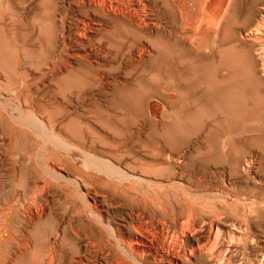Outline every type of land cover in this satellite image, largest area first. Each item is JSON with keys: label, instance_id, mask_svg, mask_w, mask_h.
I'll return each mask as SVG.
<instances>
[{"label": "rangeland", "instance_id": "rangeland-1", "mask_svg": "<svg viewBox=\"0 0 264 264\" xmlns=\"http://www.w3.org/2000/svg\"><path fill=\"white\" fill-rule=\"evenodd\" d=\"M69 1L70 3L72 2L71 6L70 4L68 5ZM85 1L88 2L87 0H84V2ZM115 1L117 0H112L113 3ZM73 2L74 0H68V1L67 0H60V1L59 0H55V1L54 0H0V83L3 81V85L2 83L0 84L1 85L0 86V134L1 135L3 134L2 136L0 135L1 137L0 138V143H1L0 144V172L2 173L0 174V177L1 176L4 177V178L3 177L0 178V201H1L0 202V216H1L0 225L2 224V226L0 227V236L3 235L4 232L8 230V228H6V226L8 225H9L8 227L10 230L9 233L11 232L10 235H12L11 240L6 244V246L4 245L2 246L1 253H0V264H7V263L8 264L10 263L11 264H31L32 262H34L35 264H42L41 245L47 241L53 242L57 240L58 239L57 234L60 233L62 227L64 226V221H67V219L69 218L70 219L72 218L73 228L74 230L78 229L79 230L78 232L81 236H79L80 239L74 238L73 242H71L72 240H68V239L64 240L63 242H61L62 247L64 248L66 247V250H67L66 252L69 253V255L74 256V258H77L78 256L82 258L84 261H88L87 259H89L88 262L95 261L93 262L94 264H101L100 260L103 263L101 257H106L107 252H108L107 258L112 259L114 258V256L116 257L117 247L115 243V237L118 234V232H115L116 228L119 226V224L123 223L122 221L124 218H127V216H129L131 212L138 210V209L139 210L142 209L141 211L145 212L146 215L154 219L152 220L153 223L155 224L154 227H156V222L159 220L158 218L161 217V219H164L165 215L166 217L168 216L166 212H168L171 215H174L176 213L177 217L180 216L179 218L177 217L175 218L176 223L179 224V222L183 220L184 221V223L182 221V224L184 225L183 230H185V232L183 233L184 235L183 234L178 235V238H179L178 241L182 242L186 248H189L191 245L195 246L197 244L200 246L207 245L209 249L212 248L211 253L213 255L211 256L212 259L210 258V261H205V260L203 261V259L201 258L194 257V258H191L190 264H193L194 262H195L194 264H215L216 262H218L219 264H230V263L238 264L239 262H240L239 264H241L242 262H243L242 264H250V263L257 264L258 260L256 261V259L258 258L260 260V258L264 254V155H263L264 154V133H263L264 132V125H263L264 124V113H261V114L251 113V112L248 113L247 111H244V110L235 111L230 108V102L228 99L230 97H231L230 99H233L235 97L239 105L249 104L252 102L254 98L257 97L256 91L261 88L259 81L257 79L251 80L248 78L249 71L246 69L245 64H244V60L246 59V56L244 55V52L242 49H244V47H247L251 50L252 56L254 57L255 55L254 60H255L256 69H257L259 67L260 61L255 54L256 53L255 50L256 48L260 47V45L262 44L264 45V40H261L258 43V40L252 37L250 40L249 38L250 35L248 36L245 34L248 33L249 29H251L255 25L254 23H256V21L260 18L259 10L264 0H254V2L253 0H214V1L213 0H156V1L155 0L154 1L153 0H149V1L132 0V3L137 7H138V4H137L138 2L142 3L144 7H146V4L149 2L151 7H149L150 5L147 4L148 8H144V11L141 13H144V14L146 13V15L147 14L151 15V16L147 15L149 18L146 16L148 21H150V30L153 33H156L165 28V32H166L165 40H162L161 38H158V37H153L150 40L156 47H158V50H160L161 57L160 58H154L153 56L151 57L152 55L151 53H154L151 51L149 56L148 54H146L145 57L143 55V58L141 60L137 59V61L133 65H130L129 63H127L128 61L125 57L119 59L117 61L118 63L115 62L113 64L111 63L110 58L107 59L105 57L106 51L109 48L111 49H114V48L108 46L107 41L105 39H99V33L102 30H99V29L97 31L95 30L92 32L93 34L91 32H87L85 38L82 39V41L85 42V45H81L80 43H75L79 41L78 39L79 37L77 35L78 31L75 32L76 31L75 26L79 25L80 20L82 19L87 20V18L77 13V7H75L76 4L75 2L74 3ZM213 2H215L214 3L215 5H213ZM152 5H153V9H152ZM176 5H178L179 7ZM248 5L252 9H254L255 14L253 16L248 14L249 8H250ZM242 6H244V8ZM62 8L63 9L65 8L64 11ZM234 8H236L237 10ZM56 9H58V11H56ZM178 9L179 11H177ZM160 10H161V14H160ZM72 11H76L78 15H76V13ZM237 11H239V13ZM165 13L167 16L165 15ZM169 13L171 14L169 15ZM62 15H63V19H61ZM73 15L74 17H72ZM75 16H77L76 20H75ZM168 16H171L169 17L170 19L168 18ZM239 16H240V19L238 20ZM199 17H200V20H199ZM58 20L59 21L61 20V22H59ZM67 20H70V21H67ZM66 21L68 22L67 24H66ZM194 21H197V23ZM155 23L158 26H156ZM158 23H160V25ZM4 24L6 25L5 27H4ZM8 24L9 26H7ZM193 24L195 27L193 26ZM63 25L66 26V28L63 27ZM155 26L158 28L161 27L159 28L160 30L157 29ZM232 27L236 29H233ZM66 29L69 30L72 34H70V32H68ZM177 29L178 30L181 29V31L180 30L178 31ZM240 29H243V31ZM65 30L66 32L64 33ZM183 30L184 32H182ZM204 30H205V33H204ZM94 32H97V33H94ZM170 32H172V34L173 33L175 34L172 35L170 34ZM181 32L183 34H181ZM75 33L77 34L75 35ZM95 34L97 35V37ZM228 34L230 38L228 37ZM232 34H235V35L232 36ZM170 35H171V38H170ZM246 36L249 39L248 40L249 42L246 40ZM86 37L87 39L89 37L90 38L86 40ZM92 37H94V39ZM70 38H73V39H70ZM241 38L244 40H241ZM262 38L264 39V37ZM180 39H182L181 43L179 42ZM90 40L92 41L90 42ZM61 41L62 42L64 41V42L62 43ZM65 42H67V44L68 43H71V44L67 45ZM94 43L97 45H95ZM250 43L251 45H249ZM65 46L67 47V50L65 49L66 48ZM208 47H209V50H208ZM223 47H228V49L231 48L230 50L226 51L227 60L234 74V78L230 86L231 87L230 94L222 95L221 97L218 94H217V97L216 96L212 97L208 95L202 98L200 96V94H202L201 92L203 91L210 92L212 90L211 92L214 91L215 93V90L217 89V81L215 77L216 76L215 66H216V62H218L219 60V52ZM69 49H72V50H69ZM73 50H75L74 51L75 53L73 52ZM68 51L70 52L72 51V52L69 53ZM65 54H68V55L65 56ZM70 54H73V55H70ZM93 54L95 57H93ZM200 54L201 55L204 54V55L201 56ZM85 55L86 56L89 55L92 58L89 57L87 61V58H85L86 57ZM68 56L71 58H69ZM78 56L79 58H77ZM64 58H66V60ZM68 58H69V61H68ZM80 59L84 62L80 61ZM58 61H60V63H58ZM61 61L63 63H61ZM109 61H110V64H109ZM120 64H121V67H120ZM61 65L63 66V69L61 68ZM101 65L103 66V68ZM176 65L177 67H180L181 69L179 70L178 68H176ZM55 66H56V70H55ZM67 66L70 68L67 69ZM205 66H206V69H205ZM57 68L61 69L60 73L57 72L59 71ZM88 68L91 69V72L89 73L86 72V69ZM193 68L194 69L196 68V70H194ZM201 68H203V70ZM184 70L186 71L184 72ZM173 71L174 72L176 71L177 73L175 72L174 74ZM49 72L51 76L49 75ZM117 72H118V75H120V77L116 74ZM43 73L45 75H43ZM100 73L105 74V75H102ZM36 74L38 77L36 76ZM53 74L54 75L57 74V75L54 76ZM133 74L135 75V77ZM172 74H173V77H170L172 76ZM96 75L97 76L99 75L98 76L99 79L102 78L103 76V79H100V82H98L99 79ZM257 75L259 76V74ZM113 77L114 78L116 77L115 80ZM166 77L170 79L168 80ZM107 78H109L110 80ZM204 78L207 80H205ZM18 80H21V81H18ZM16 81L19 83H17ZM44 81H45V84H44ZM129 81H131L132 84H130ZM168 81L170 82L168 83ZM31 86H33V88H31ZM87 89H88V92H87L88 94L82 93L84 90H87ZM198 91H201V92H198ZM195 93H198V95ZM174 94H176L177 96ZM146 95L148 96L150 95L149 96L150 98ZM103 96L105 98H103ZM143 96L144 97L146 96L145 100ZM26 97H28V99H24ZM98 97H100L101 99ZM183 97L184 99H182ZM86 98L87 99L89 98V100H86ZM23 99L25 101H23ZM104 99L105 100L107 99L106 101L109 104L105 102ZM140 99L143 100V101L141 100L142 104L140 102ZM91 100H92V103L94 104L90 103ZM104 102L107 104L104 105L103 104ZM156 102L159 104H157ZM153 103L159 106L157 107L156 105V107H154L155 105ZM177 103L179 104V108H178ZM214 103L215 105H213ZM34 106H36L37 108ZM152 106L154 107V109L151 108ZM107 107H110L111 111H113L115 114L113 112H109L110 109L109 108L107 109ZM177 108L180 110H177ZM32 109H34L35 112L32 111ZM22 110L29 114L30 119H32L34 124L30 122L26 123V121H20L19 119H17L16 114L20 113V111ZM154 110L156 112H154ZM174 110L176 112L178 111L177 113L175 112L178 116L174 114ZM67 111L69 112V114H66L68 113ZM151 112L154 115H152ZM32 115L33 117L31 118ZM258 116L260 119L258 118ZM34 118L35 120L37 119L38 122L35 121ZM215 118L216 119L218 118L217 119L218 121ZM21 123L23 124L25 123L27 125L24 127L25 124L20 125ZM34 127H36L35 131H34ZM30 128L33 129L32 133L30 132L32 131ZM214 128H218V130ZM24 129H27V130L24 131ZM49 131H52L51 132L52 134L49 133ZM13 132H16L17 134ZM56 132L58 136H56ZM260 132L261 134H259ZM84 133L86 134V136ZM254 133L255 134L257 133V135H255ZM47 134H48V137L50 136H53V137L52 138L50 137L51 138L50 139L48 137L43 136V135L47 136ZM220 134L221 136H219ZM62 135L66 139H64ZM27 136L30 138H28ZM203 136H205V138ZM40 137L44 138L43 142L41 140L42 138ZM35 138H37L38 140ZM157 138H159V140ZM19 139H21V141ZM10 140L14 142L11 143ZM47 140L49 141L50 144L48 143ZM126 141H128L129 144L127 143V145L129 146H125ZM69 142H71L72 144ZM177 142L179 144H177ZM36 143H39V144H36ZM32 145L34 146V148ZM204 145L208 147H204ZM27 146H29L28 149H27ZM74 146L76 149H74ZM182 147L184 150L181 149ZM56 148L58 150L55 151ZM80 148L82 151L78 152ZM117 148H119V150ZM174 148H176L180 152L176 151V149ZM71 149L75 151H72ZM31 150H32V153H31ZM22 151L25 153L23 154ZM27 151L29 152V154H27L28 153ZM90 151L92 154L90 153ZM19 152L22 153L23 155V156L21 155L22 157L21 156L19 157L20 155ZM112 152H114V154ZM117 152H118V155H117ZM54 153H56V155H54ZM64 153L66 154V157H69V154H71L70 156L72 158L64 157L65 156ZM85 153L92 155V157L95 155V157H93L94 159H99L105 162L109 160L107 163L111 164V167L107 169V168H102L101 166H98V165H93V166L90 165L89 167H87V170H88L87 171L85 169L86 167L84 163ZM15 156H16V160H15ZM254 156L256 159V163L249 170H247L245 168V160L250 157H254ZM12 157L14 160H12ZM32 157H33V161L31 160ZM101 157H103V159ZM47 158H49L50 161ZM166 159H168L169 161ZM24 160H26L25 163H24ZM47 161L49 163H47ZM10 163L11 164L13 163L15 167L11 165ZM40 163H43V164L40 165ZM20 164H22L21 168L19 167ZM30 164L32 165L31 167H30ZM8 165L12 166L13 168L9 167ZM56 165L59 166L61 169L59 167H56ZM80 165L82 166L80 167ZM23 166L24 168H22ZM52 166H55V167H52ZM117 166L121 168L119 169ZM44 167H47V168H44ZM54 168L57 171H55ZM28 169H29L28 172L30 173L29 175H31L30 179L28 177L29 175H27ZM63 169H66L67 171L69 170L68 171L69 173ZM98 169L100 170L96 172V170ZM84 170H86L87 172ZM30 171L33 173H31ZM50 172L51 174H49ZM91 172L92 173L96 172V173L92 174ZM108 172L110 173L108 174ZM4 173L5 174L7 173L6 174L7 176H5ZM42 173L46 174V178H44L45 175L43 176ZM56 173L61 175L63 179L62 178L58 179L55 175ZM114 173H117V174H114ZM49 175H50V179H49ZM8 176H10V178H8ZM84 176L85 178H83ZM78 178L79 180L83 179L82 181L85 180L86 182V187L81 188V190L82 192H86L87 194L86 199L87 198L89 199V200L87 199V201L94 205L95 210L98 211V209H101L100 210L101 215L102 216L104 215L103 216L104 218H107L108 220H110V224L113 227L112 230L111 228L109 229L106 227H100L99 223L98 224L96 223L97 221L93 222V219L95 220V218L90 217L84 220V223H86L87 228L89 230V232H87L88 235L84 236L83 228H81L78 225V222L76 221L78 219L77 218L78 214L76 213H78V211H80V209L83 208L84 198H82L83 196L81 193H79L78 188L76 191V186L74 184L73 186L75 187H71L73 183L72 181H78ZM108 178H111V179H108ZM38 179L40 180V183ZM63 180H64V183H62ZM48 181H50V183L53 184V186H51L48 183ZM52 181H57V182H55L56 183L55 184ZM10 182L11 184H9ZM58 183L61 185H59ZM8 184L10 187L7 186ZM54 184L56 186L55 188H54ZM65 184H67L66 187H65ZM3 187H4V190H3ZM41 187L42 189H44L45 193H43L44 192L43 190H42L43 192L39 191L41 190ZM67 191H69V194L73 192V194H71V197L70 195H68ZM74 191L78 193L76 194V192ZM32 192H35V194ZM1 193H2V196H1ZM3 193H5L4 194L5 197L7 196L6 193H8L9 195L7 196L6 200L4 199ZM39 193H40V196H43L41 197L42 199L40 198V196L38 197L40 198V200L37 199V197L30 198V197H34L36 194H39ZM47 193L48 194L53 193L52 194L53 196L48 195ZM60 197H61V200H60ZM43 198L44 199L50 198L52 200L51 202L52 204L50 203L51 200L47 201L46 203L45 202L46 199L44 201ZM32 199L33 201H31ZM76 199H80V200L78 201ZM10 200L11 202H14L13 205L11 206L7 205L10 203H6L7 201L10 202ZM66 200L69 202V204H67L68 202ZM34 201H37L38 205H35L36 202L34 203ZM62 201L65 203L64 205ZM30 202L34 205L30 204ZM59 202L60 204L62 203L61 204L62 206L59 204ZM140 203H142L143 205ZM4 204L7 205V207ZM40 204L42 205V207ZM71 204H73V206H71ZM23 205H24V208H23ZM67 205H69V207ZM188 205L189 207L192 205L194 209L193 208L189 209ZM27 206L28 207L33 206V208L29 207L30 208V211H29V208L27 210ZM34 206L42 208V213H41L40 208H38L40 210L38 209L36 210V207ZM43 206L44 207L46 206L45 209ZM53 206L56 208L53 209L54 208ZM65 206L67 207L66 210H65ZM165 207L168 209H166ZM57 208L60 210H58ZM21 209L22 210L24 209V210L21 211ZM146 209L147 211H145ZM152 209L153 210L155 209L154 210L155 213L151 212ZM186 209L187 211H185ZM9 211L12 213H10ZM35 211L40 212L45 217V218L43 217V219H46V220H40L39 218H37L38 216L35 214ZM43 211L45 212L46 215L43 213ZM53 211L56 213V216H55V213L53 214ZM192 211L196 213L191 214L190 212ZM27 212L34 213L33 220L34 221L36 220L35 222H33V220H31L32 222L29 220ZM147 212L151 214H147ZM156 212L159 216L156 215ZM8 215H9V218H8ZM47 215L49 217H46ZM16 216L18 217L24 216V217L23 218L21 217L18 219V217ZM193 216L196 219L193 218ZM13 218L16 220H14ZM161 219L159 221H162ZM193 219H195L194 221H197V220L198 221L195 223L194 221H192ZM23 220H25V223ZM185 220L189 221V223L185 222ZM191 221H192V224H191ZM212 221L214 222V224L211 223L212 224L211 225L210 222ZM94 223L96 227H94L95 226ZM168 223H169L168 225H170L172 221H168ZM186 223L188 224L189 227H186L187 225ZM91 224H93L92 225L93 228H91ZM207 224H208V227L212 226V228H214L213 229L214 234L212 235L213 238L211 237L210 241L205 239V236H204V235H207L206 232L208 231L207 229H209L208 227L206 228ZM31 226L32 228H30ZM184 227H186V229H184ZM56 228H57V231H56ZM105 228L107 231L105 230ZM236 228L240 229V232ZM20 229L24 233H22ZM93 229H94V232H93ZM24 230H26L27 235H25L26 232ZM170 230H172V224H171ZM188 230L189 232L191 230L193 232L191 231V233H189ZM200 230H202L203 232L202 231L200 232ZM156 231L157 230H155L154 232L156 233ZM229 231H231L232 233L230 234ZM228 233L230 236L228 235ZM240 233L241 234L243 233L242 236H240L241 235ZM224 234L225 235L227 234L228 236L227 235L225 236ZM232 234L233 235L235 234V235L233 236ZM16 235L17 237H15ZM222 235H224L225 238L222 237ZM22 236L24 237V239L22 238ZM108 236L111 239L109 243L107 242L109 241ZM94 237H95V240H94ZM221 237L223 238V240H221ZM227 237L229 238L230 241L227 240L228 239ZM26 239L27 240L30 239V240L27 241ZM99 239L101 240L100 244H99ZM22 240L23 242H27V244L29 243L28 246L29 245L34 246L35 244V246H37V252L33 254L28 252V254L25 257H23V260L22 258H20V259L15 260L14 262H12L11 260L9 261V258L7 259V257L11 258L12 256L13 258V255H9L10 252L12 253L13 249L17 247L16 245L18 244L17 241L22 242ZM90 240H92L91 245L93 243H95L96 245L94 246L93 244V247H92L93 249L92 248L90 249V247L86 249L85 244L88 243ZM103 240L104 242H102ZM196 240H199V242ZM217 240L220 242H217ZM224 240L229 241V242L227 243ZM79 241L81 242L83 241V242L81 243ZM196 242L198 243L196 244ZM97 244H99V246ZM231 244L234 247H232ZM242 244L243 245L245 244V245L242 246ZM94 247H96L97 249ZM226 247H228V249ZM9 249H10V252H9ZM88 250L89 252H87ZM92 250H95L94 253ZM221 250L222 251L224 250V251L221 252ZM99 251H102V252L104 251V253L99 252ZM85 254H89V255H86L85 257ZM100 254L101 255L104 254V256H101ZM224 254H225L224 258L227 260L223 258ZM220 256H222V258H220ZM228 257H229L230 262L228 261ZM96 258L99 260V262L97 261ZM244 261L246 263H244ZM248 261L249 262L251 261V262L249 263ZM146 262L147 264H151L149 257L146 260Z\"/></svg>", "mask_w": 264, "mask_h": 264}, {"label": "bare ground", "instance_id": "bare-ground-1", "mask_svg": "<svg viewBox=\"0 0 264 264\" xmlns=\"http://www.w3.org/2000/svg\"><path fill=\"white\" fill-rule=\"evenodd\" d=\"M55 1V0H54ZM60 1V0H59ZM68 1V0H67ZM88 2H84V0H74V2H75V7H77V13L78 14H80L81 16L83 15L84 17H86L87 18V20H84V19H82V20H80V23H79V25H76L75 27V32H77V33H75V35L77 34L78 35V39H79V41L78 42H75V43H80L81 45H85V42L84 41H82V39L83 38H85V36H86V34H87V32H93V31H97L98 29L99 30H102L100 33H99V39H105L106 41H107V44H108V46H110V47H113L114 49H111V48H109L107 51H106V58L108 59V58H110L111 60V63L113 64V63H115V62H117L119 59H121V58H126L127 59V63H129L130 65H133L136 61H137V59H142L143 58V55H144V57L146 56V54H148V56H149V54L151 53V51L152 52H154V53H151L152 55H151V57L153 56L154 58H160L161 57V54H160V50H158V47H156L150 40L153 38V37H158V38H161L162 40H165V28L164 29H162L161 31H158V32H156V33H153L151 30H150V21H148V19H147V17L150 15H146V13L144 14V13H141V12H143L144 11V8H148V5L147 4H149V2L146 4V7H144V5L142 4V3H140V2H138L137 4H138V7L137 6H135L133 3H132V0H117V1H115L114 3L112 2V0H87ZM142 1V0H141ZM145 1H149V0H145ZM154 1V0H153ZM156 1V0H155ZM214 1V0H213ZM73 2V3H74ZM151 2V1H150ZM233 2V1H232ZM253 2H254V0H253ZM58 3V2H57ZM62 3V2H61ZM72 3V2H71ZM71 3H70V1H69V3H68V5L70 4V6H71ZM87 3V4H86ZM152 3V2H151ZM155 3V2H154ZM159 3H160V1H159ZM215 2H213V5H215L214 4ZM234 3V2H233ZM60 4V3H59ZM156 4V3H155ZM211 4V3H210ZM225 4V3H224ZM229 4V3H228ZM247 4V3H246ZM256 4V3H255ZM67 5V6H68ZM73 5V6H74ZM150 5V4H149ZM157 5V4H156ZM161 5V4H160ZM159 5V6H160ZM61 6H63V5H61ZM176 6H178V5H176ZM249 6V5H248ZM60 7V6H59ZM149 7H151V5L149 6ZM154 7H156V6H154ZM161 7V6H160ZM179 7V6H178ZM207 7V6H206ZM238 7V6H237ZM243 8H244V6H242ZM250 7V6H249ZM61 8V7H60ZM72 8V7H71ZM163 8V7H162ZM162 8H161V10H162ZM218 8V7H217ZM59 9V8H58ZM58 9H56V11H58ZM63 9V8H62ZM65 9V8H64ZM64 9H63V11H64ZM68 9V8H67ZM152 9H153V5H152ZM176 9H177V7H176ZM182 9V8H181ZM234 9H236V8H234ZM73 10H74V8H73ZM147 10V9H146ZM161 10H160V14H161ZM222 10V9H221ZM237 10V9H236ZM171 11V10H170ZM177 11H179V9L177 10ZM211 11H212V9H211ZM242 11V10H241ZM247 11V10H246ZM66 12V11H65ZM72 12H75L76 13V11H72ZM147 12V11H146ZM238 13H239V11H237ZM237 12H235V13H237ZM67 13V12H66ZM66 13H65V15H66ZM74 13V14H75ZM76 13V15H78ZM148 13V12H147ZM164 13V12H163ZM162 13V14H163ZM168 13V12H167ZM210 13V12H209ZM72 14V13H71ZM157 14V13H156ZM159 14V15H160ZM171 13H169V15H170ZM180 14V13H179ZM211 14V13H210ZM248 14L249 15H251V16H253L254 14H255V12H254V9H252L251 7L249 8V12H248ZM53 15V14H52ZM56 15V14H55ZM61 15V14H60ZM164 15V14H163ZM165 15H166V13H165ZM58 16V15H57ZM147 16V17H146ZM151 16V15H150ZM156 16V15H155ZM167 16V15H166ZM243 16V15H242ZM247 16V15H246ZM245 16V17H246ZM259 16H260V18L256 21V23H254L255 25L251 28V29H249V31H248V33L247 34H245V35H250L249 36V38H250V40H251V37L252 38H255L256 40H258V43H259V41H261V40H264L262 37H264V2L261 4V6H260V10H259ZM72 17H74V15L72 16ZM71 17V18H72ZM77 16H75V20L77 19L76 18ZM154 17V16H153ZM169 17H171V16H168V18ZM180 17V16H179ZM219 17V16H218ZM250 17V16H249ZM56 18V17H55ZM149 18V17H148ZM159 18V17H158ZM157 18V19H158ZM6 19V18H5ZM58 19V18H57ZM61 19H63V15H62V18ZM151 19H152V17H151ZM156 19V18H155ZM162 19V18H161ZM164 19V18H163ZM170 19V18H169ZM174 19V18H173ZM198 19V18H197ZM217 19V18H216ZM240 19V16L238 17V20ZM73 20V19H72ZM153 20H154V18H153ZM172 20V19H171ZM178 20V19H177ZM199 20H200V17H199ZM250 20V19H249ZM59 21V20H58ZM67 21H70V20H67ZM66 21V24L68 23ZM152 21V20H151ZM161 21V20H160ZM167 21H169V20H167ZM248 21V20H247ZM59 22H61V20L59 21ZM63 22V21H62ZM74 22H76V21H74ZM78 22V21H77ZM155 22H156V20H155ZM164 22H165V20H164ZM180 22V21H179ZM191 22V21H190ZM194 22H196L197 23V21H194ZM200 22V21H199ZM250 22V21H249ZM153 23H154V21H153ZM163 23V22H162ZM175 23H177V22H175ZM183 23V22H182ZM15 24V23H14ZM63 24V23H62ZM159 25H160V23H158ZM165 24V23H164ZM171 24V23H170ZM195 24V23H194ZM194 24H193V26H194ZM60 25V24H59ZM64 25H65V23H64ZM63 25V27H65L66 28V26H64ZM153 25V24H152ZM151 25V26H152ZM155 25H156V23H155ZM180 25V24H179ZM198 25V24H197ZM196 25V26H197ZM227 25V24H226ZM6 25L4 24V27H5ZM7 26H9V24L7 25ZM156 26H158V25H156ZM155 26V27H156ZM161 26H162V24H161ZM165 26V25H164ZM192 26V27H193ZM247 26V25H246ZM21 27V26H20ZM167 27H169V26H167ZM195 27V26H194ZM193 27V28H194ZM198 27V26H197ZM8 28V27H7ZM72 28V27H71ZM74 28V27H73ZM157 29H159V28H161V27H156ZM190 28V27H189ZM233 28V27H232ZM248 28H249V26H248ZM13 29V28H12ZM16 29V28H15ZM19 29V28H18ZM68 29H69V27H68ZM173 29V28H172ZM172 29H171V31H172ZM233 29H236V28H233ZM67 30V29H66ZM66 30L64 31V33L66 32ZM73 30V29H72ZM160 30V29H159ZM169 30V29H168ZM174 30V29H173ZM178 30V29H177ZM176 30V31H177ZM180 31H181V29H179ZM178 30V31H179ZM194 30V29H193ZM240 30H242L243 31V29H240ZM68 32H70L69 30H67ZM174 32V31H173ZM182 32H184V30L182 31ZM181 32V34H183ZM188 32V31H187ZM195 32H196V30H195ZM201 32V31H200ZM7 33V32H6ZM9 33V32H8ZM60 33V32H59ZM94 33H97V32H94ZM186 33V32H185ZM191 33V32H190ZM204 33H205V30H204ZM235 33H237V32H235ZM63 34V33H62ZM70 34H72L71 32H70ZM93 34V33H92ZM170 34H172V32H170ZM175 33H173L172 35H174ZM180 34V35H181ZM189 34V33H188ZM16 35H17V33H16ZM16 35H14V36H16ZM96 35V34H95ZM94 35V36H95ZM178 35H179V33H178ZM212 35V34H211ZM235 34H232V36H234ZM239 35V34H238ZM262 35V36H261ZM61 36V35H60ZM71 36H73V35H71ZM89 36H90V34H89ZM93 36V35H92ZM168 36V35H167ZM196 36V35H195ZM243 36V35H242ZM66 37V36H65ZM75 37V36H74ZM87 37H88V35H87ZM87 37H86V40H88L87 39ZM96 37H97V35H96ZM169 37V36H168ZM177 37V36H176ZM179 37V36H178ZM211 37V36H210ZM224 37V36H223ZM228 37H229V34H228ZM227 37V38H228ZM236 37V36H235ZM93 39H94V37H92ZM91 38V39H92ZM170 38H171V35H170ZM230 38V37H229ZM232 38V37H231ZM70 39H73V38H70ZM77 39V40H78ZM194 39V38H193ZM225 39V38H224ZM233 39V38H232ZM255 39H254V41H255ZM27 40H28V38H27ZM67 40V39H66ZM184 40V39H183ZM218 40V39H217ZM227 40V39H226ZM241 40H244V39H242L241 38ZM246 40L248 41L249 39L247 38V36H246ZM24 41V40H23ZM65 41V40H64ZM63 41V42H64ZM73 41H75V40H73ZM92 40H90V42H91ZM94 41V40H93ZM181 41H182V39H180V43H181ZM185 41V40H184ZM234 41V40H233ZM252 41H253V39H252ZM62 42V41H61ZM62 42V43H63ZM102 42H104V41H102ZM187 42V41H186ZM190 42V41H189ZM188 42V43H189ZM196 42H198V41H196ZM216 42H218V41H216ZM223 42H225V41H223ZM249 42V41H248ZM247 42V43H248ZM61 43V44H62ZM66 44H67V42H65ZM64 43V44H65ZM193 43V42H192ZM237 43V42H236ZM241 43V42H240ZM239 43V44H240ZM263 43V42H262ZM69 44H71V43H68L67 45H69ZM95 44V43H94ZM195 44V43H194ZM73 45H75V44H73ZM95 45H97V44H95ZM181 45V44H180ZM184 45V44H183ZM242 45V44H241ZM249 45H251V43L249 44ZM101 46H102V44H101ZM104 46V45H103ZM106 46V45H105ZM179 46V45H178ZM185 46H187V45H185ZM225 46V45H224ZM258 46V45H257ZM31 47V46H30ZM66 47V46H65ZM73 47H75V46H73ZM73 47H72V49H73ZM80 47V46H79ZM181 47V46H180ZM217 47V46H216ZM255 47V46H254ZM57 48V47H56ZM71 48V47H70ZM100 48H102V47H100ZM186 48V47H185ZM184 48V49H185ZM189 48V47H188ZM243 48V47H242ZM66 50H67V47L65 48ZM72 49H69V50H72ZM75 49V48H74ZM77 49H79V48H77ZM94 49V48H93ZM98 49H99V47H98ZM98 49H96V50H98ZM190 49V48H189ZM188 49V50H189ZM231 49V48H230ZM230 49H228V47H223L221 50H220V52H219V60H218V62H216V66H215V77H216V81H217V89L215 90V93H214V91L213 92H208V91H203V92H201V91H198V92H201L202 94H200V96L203 98V97H205V96H212V97H217V94L221 97L222 95H226V94H230V86H231V83H232V81H233V78H234V74H233V72H232V70H231V68H230V65H229V62H228V60H227V54H226V51H228V50H230ZM91 50H92V48H91ZM104 50V49H103ZM208 50H209V47H208ZM243 50V52H244V55L246 56V59L244 60V64H245V67H246V69L249 71V79H251V80H253V79H257L258 81H259V84H260V89H258L257 91H256V95H257V97L256 98H254L253 100H252V102L251 103H249V104H244V105H239L238 103H237V101H236V98L234 97L233 99H228L229 100V102H230V108L231 109H233V110H244V111H247L248 113L249 112H251V113H264V45L262 44V45H260V47H258V48H256V56H257V58L259 59V67L256 69V63H255V60H254V57H255V55H254V57L252 56V52H251V50L249 49V48H247V47H244V49H242ZM75 50H73V52H74ZM82 51V50H81ZM98 51H100V50H98ZM69 53H71L70 51H68ZM68 52H66V53H68ZM86 52V51H85ZM92 52H93V50H92ZM92 52H91V54H92ZM105 52V51H104ZM183 52V51H182ZM182 52H181V54H182ZM216 52V51H215ZM75 53V52H74ZM73 53V54H74ZM81 53V52H80ZM79 53V54H80ZM83 53V52H82ZM94 53H95V51H94ZM102 53H103V51H102ZM101 53V54H102ZM187 53V52H186ZM203 53V52H202ZM254 53V52H253ZM73 54H70V55H73ZM78 54V55H79ZM85 54V53H84ZM83 54V55H84ZM98 54H99V52H98ZM97 54V55H98ZM211 54V53H210ZM209 54V55H210ZM213 54V53H212ZM230 54V53H229ZM66 55H68V54H65V56ZM77 55V54H76ZM75 55V56H76ZM82 55V56H83ZM90 55V54H89ZM89 55H85L84 57L85 58H87V61H88V58L89 57H91V56H89ZM96 55V56H97ZM198 55V54H197ZM201 55V54H200ZM202 55H204V54H202ZM201 55V56H202ZM216 55V54H215ZM214 55V56H215ZM64 56V55H63ZM74 56V57H75ZM195 56V55H194ZM218 56V55H217ZM69 57V56H68ZM74 57H72V58H74ZM93 57H95L94 56V54H93ZM197 57V56H196ZM67 58V57H66ZM66 58H64L65 60H66ZM69 58H71V57H69ZM69 58H68V61H69ZM77 58H79V56L77 57ZM80 58H81V56H80ZM92 58V57H91ZM235 58V57H234ZM239 58V57H238ZM101 59H102V57H101ZM199 59V58H198ZM206 59V58H205ZM212 59V58H211ZM256 59V58H255ZM16 60V59H15ZM57 60V59H56ZM97 60V59H96ZM207 60H208V58H207ZM74 61V60H73ZM72 61V62H73ZM80 61H82L81 59H80ZM91 61V60H90ZM89 61V62H90ZM108 61V60H107ZM110 61H109V64H110ZM146 61H147V59H146ZM204 61V60H203ZM35 62V61H34ZM71 62V63H72ZM82 62H84V61H82ZM95 62V61H94ZM124 62V61H123ZM141 62V61H140ZM140 62H138V63H140ZM194 62H195V60H194ZM198 62V61H197ZM207 62V61H206ZM52 63V62H51ZM57 63V62H56ZM58 63H60V61H58ZM61 63H63L62 61H61ZM68 63V62H67ZM93 63V62H92ZM98 63V62H97ZM118 63V62H117ZM125 63H126V61H125ZM137 63V64H138ZM147 63V62H146ZM177 63V62H176ZM175 63V64H176ZM205 63V62H204ZM258 63V62H257ZM50 64V63H49ZM122 64V63H121ZM121 64H120V67H121ZM175 64H173V65H175ZM212 64V63H211ZM18 65V64H17ZM68 65V64H67ZM74 65V64H73ZM73 65H72V67H73ZM76 65V64H75ZM83 65V64H82ZM85 65V64H84ZM107 65V64H106ZM136 65V64H135ZM142 65V64H141ZM158 65V64H157ZM156 65V66H157ZM187 65V64H186ZM196 65V64H195ZM194 65V66H195ZM200 65V64H199ZM204 65V64H203ZM208 65V64H207ZM56 66H57V64H56ZM56 66H55V70H56ZM66 66V65H65ZM70 66V65H69ZM93 66H95V65H93ZM102 66V65H101ZM123 66V65H122ZM185 66V65H184ZM212 66V65H211ZM210 66V67H211ZM20 67V66H19ZM53 67H54V65H53ZM75 67V66H74ZM98 67V66H97ZM107 67V66H106ZM124 67H126V66H124ZM124 67H123V69H124ZM61 68L63 69V66L61 65ZM68 68H70V67H68L67 66V69ZM102 68H103V66H102ZM132 68V67H131ZM162 68V67H161ZM176 68H178L179 70L181 69L180 67H177V65H176ZM187 68V67H186ZM185 68V69H186ZM209 68V67H208ZM48 69V68H47ZM52 69V68H51ZM58 69V68H57ZM121 69V68H120ZM138 69V68H137ZM147 69V68H146ZM167 69V68H166ZM194 69V68H193ZM202 70H203V68H201ZM205 69H206V66H205ZM204 69V70H205ZM210 69V68H209ZM18 70V69H17ZM46 70V69H45ZM44 70V71H45ZM54 70V69H53ZM59 71H57V72H61L60 70L61 69H58ZM65 70V69H64ZM90 70V71H89ZM99 70V69H98ZM116 70V69H115ZM136 70V69H135ZM162 70V69H161ZM172 70H173V68H172ZM187 70V69H186ZM186 70H184V72L186 71ZM194 70H196V68L194 69ZM47 71V70H46ZM49 71V70H48ZM52 71V70H51ZM93 71V70H92ZM121 71V70H120ZM170 71V70H169ZM178 71V70H177ZM207 71V70H206ZM205 71V72H206ZM53 72V71H52ZM86 72L87 73H89V72H91V69H86ZM151 72V71H150ZM174 72V71H173ZM176 72V71H175ZM175 72H174V74H175ZM194 72H196V71H194ZM241 72V71H240ZM245 72V71H244ZM111 73V72H110ZM109 73V74H110ZM112 73H113V71H112ZM120 73V72H119ZM170 73V72H169ZM177 73V72H176ZM197 73H198V71H197ZM100 74H102V73H100ZM117 75H118V72L116 73ZM121 74V73H120ZM123 74H125V73H123ZM130 74V73H129ZM135 74H136V72H135ZM167 74V73H166ZM201 74V73H200ZM257 74H259V76L257 75ZM32 75V74H31ZM40 75V74H39ZM43 75H45L44 73H43ZM49 75H50V72H49ZM54 75V74H53ZM57 75V74H56ZM56 75H54V76H56ZM59 75V74H58ZM102 75H105V74H102ZM111 75V74H110ZM115 75V74H114ZM134 75V74H133ZM158 75V74H157ZM205 75V74H204ZM36 76H37V74H36ZM47 76H48V74H47ZM51 76V75H50ZM97 76V75H96ZM99 76V75H98ZM97 76V77H98ZM119 77H120V75H118ZM145 76H147V75H145ZM144 76V77H145ZM160 76H161V74H160ZM237 76V75H236ZM239 76V75H238ZM242 76V75H241ZM23 77V76H22ZM32 77V76H31ZM38 77V76H37ZM110 77V76H109ZM131 77V76H130ZM134 77H135V75H134ZM133 77V78H134ZM170 77H173V74H172V76H170ZM207 77V76H206ZM48 78V77H47ZM50 78V77H49ZM55 78V77H54ZM114 78V77H113ZM116 78V77H115ZM115 78H114V80H115ZM128 78V77H127ZM127 78H126V80H127ZM167 79H168V77H166ZM15 79V78H14ZM36 79V78H35ZM42 79V78H41ZM98 79H99V77H98ZM100 79H103V76H102V78H100ZM100 79H99V81L98 82H100ZM105 79V78H104ZM107 79H109V78H107ZM106 79V80H107ZM112 79V78H111ZM121 79V78H120ZM137 79V78H136ZM166 79V80H167ZM170 79V78H169ZM168 79V80H169ZM177 79V78H176ZM205 79V78H204ZM28 80V79H27ZM31 80V79H30ZM29 80V81H30ZM38 80H39V78H38ZM48 80V79H47ZM87 80V79H86ZM110 80V79H109ZM108 80V81H109ZM130 80V79H129ZM165 80V79H164ZM178 80V79H177ZM194 80V79H193ZM202 80V79H201ZM205 80H207V79H205ZM18 81H21V80H18ZM28 81V82H29ZM42 81V80H41ZM122 81V80H121ZM132 81V80H131ZM131 81H129L130 82V84H132L131 83ZM134 81V80H133ZM197 81V80H196ZM17 82V81H16ZM36 82V81H35ZM38 82V81H37ZM104 82V81H103ZM111 82H112V80H111ZM125 82V81H124ZM127 82H128V80H127ZM170 81H168V83H169ZM203 82V81H202ZM2 83V85H3V81L1 82ZM0 83V84H1ZM17 83H19V82H17ZM16 83V84H17ZM41 83V82H40ZM102 83V82H101ZM120 83V82H119ZM167 83V84H168ZM190 83V82H189ZM200 83V82H199ZM205 83V82H204ZM234 83V82H233ZM256 83V82H255ZM33 84V83H32ZM31 84V85H32ZM38 84V83H37ZM42 84V83H41ZM44 84H45V81H44ZM47 84V83H46ZM108 84H109V82H108ZM122 84H124V83H122ZM126 84V83H125ZM210 84V83H209ZM25 85H26V83H25ZM28 85H30V84H28ZM34 85V84H33ZM104 85V84H103ZM107 85V84H106ZM117 85V84H116ZM115 85V86H116ZM121 85V84H120ZM164 85V84H163ZM184 85V84H183ZM1 86V85H0ZM35 86V85H34ZM37 86V85H36ZM44 86V85H43ZM124 86V85H123ZM157 86V85H156ZM180 86V85H179ZM178 86V87H179ZM19 87V86H18ZM17 87V88H18ZM21 87V86H20ZM47 87H49V86H47ZM105 87V86H104ZM103 87V88H104ZM126 87V86H125ZM164 87V86H163ZM184 87V86H183ZM6 88V87H5ZM8 88V87H7ZM31 88H33V86H31ZM130 88V87H129ZM167 88V87H166ZM165 88V89H166ZM205 88V87H204ZM14 89V88H13ZM24 89V88H23ZM100 89V88H99ZM105 89H107V88H105ZM116 89V88H115ZM182 89V88H181ZM184 89V88H183ZM214 89V88H213ZM4 90V89H3ZM7 90V89H6ZM15 90V89H14ZM21 90V89H20ZM92 90H94V89H92ZM110 90V89H109ZM202 90V89H201ZM204 90V89H203ZM233 90V89H232ZM28 91V90H27ZM97 91H98V89H97ZM102 91V90H101ZM117 91H119V90H117ZM121 91H123V90H121ZM130 91V90H129ZM156 91V90H155ZM4 92V91H3ZM24 92V91H23ZM26 92V91H25ZM74 92V91H73ZM73 92H72V94H73ZM88 92V89L87 90H84L82 93H84V94H86ZM104 92V91H103ZM112 92V91H111ZM131 92V91H130ZM157 92V91H156ZM176 92V91H175ZM247 92H248V90H247ZM250 92V91H249ZM16 93V92H15ZM22 93V92H21ZM37 93V92H36ZM40 93V92H39ZM77 93V92H76ZM91 93V92H90ZM114 93V92H113ZM168 93V92H167ZM172 93V92H171ZM20 94V93H19ZM24 94V93H23ZM88 94V93H87ZM115 94V93H114ZM129 94V93H128ZM177 94V93H176ZM176 94H174V95H176ZM191 94V93H190ZM195 94H197L198 95V93H195ZM194 94V95H195ZM13 95V94H12ZM22 95V94H21ZM33 95H35V94H33ZM39 95V94H38ZM98 95V94H97ZM169 95H170V93H169ZM32 96V95H31ZM88 96V95H87ZM86 96V97H87ZM93 96V95H92ZM100 96V95H99ZM128 96V95H127ZM146 96H148V95H146ZM146 96L144 97V100H145V98H146ZM150 96V95H149ZM148 96V97H149ZM177 96V95H176ZM232 96V95H231ZM33 97V96H32ZM89 97V96H88ZM102 97V96H101ZM114 97V96H113ZM167 97V96H166ZM189 97V96H188ZM30 98V97H29ZM91 98H93V97H91ZM95 98V97H94ZM98 98H100V97H98ZM103 98H105L104 96H103ZM108 98V97H107ZM150 98V97H149ZM24 99H28V97H26V98H24ZM23 99V101H25ZM101 99V98H100ZM169 99V98H168ZM176 99H177V97H176ZM182 99H184V97L182 98ZM186 99V98H185ZM15 100V99H14ZM31 100V99H30ZM86 100H89V98L87 99L86 98ZM93 100V99H92ZM92 100L90 101V103H92ZM96 100H97V98H96ZM107 100V99H106ZM105 99H104V101L105 102H107ZM116 100V99H115ZM119 100V99H118ZM124 100V99H123ZM126 100V99H125ZM142 99H140V102H141V104H142V101H141ZM171 100V99H170ZM187 100V99H186ZM57 101V100H56ZM94 101V100H93ZM139 101V100H138ZM175 101V100H174ZM44 102V101H43ZM103 103L104 105H106L107 103ZM122 102V101H121ZM172 102V101H171ZM97 103V102H96ZM157 103V102H156ZM202 103V102H201ZM92 104H94V103H92ZM109 104V103H108ZM111 104V103H110ZM154 104V103H153ZM157 104H159V103H157ZM156 104V105H157ZM178 104V103H177ZM177 104H176V106H177ZM186 104V103H185ZM199 104V103H198ZM33 105V104H32ZM45 105V104H44ZM48 105V104H47ZM46 105V106H47ZM103 105V106H104ZM155 105V104H154ZM156 105L154 106V107H156ZM213 105H215V103L213 104ZM217 105V104H216ZM222 105V104H221ZM84 106V105H83ZM97 106V105H96ZM108 106V105H107ZM159 105H157V107H158ZM168 106V105H167ZM183 106V105H182ZM198 106V105H197ZM34 107H36V106H34ZM38 107H39V105H38ZM87 107V106H86ZM105 107V106H104ZM154 107L152 106L151 108L152 109H154ZM194 107V106H193ZM209 107V106H208ZM221 107H223V106H221ZM225 107V106H224ZM33 108V107H32ZM37 108V107H36ZM110 109V107H107V109ZM169 108V107H168ZM178 108H179V104H178ZM177 108V110H180V109H178ZM217 108V107H216ZM216 108H214V109H216ZM228 108V107H227ZM41 109V108H40ZM69 109V108H68ZM211 109V108H210ZM223 109V108H222ZM67 110V109H66ZM70 110V109H69ZM113 110V109H112ZM157 110H158V108H157ZM164 110V109H163ZM185 110V109H184ZM191 110H192V108H191ZM224 110V109H223ZM6 111V110H5ZM31 111V110H30ZM32 111H34V109H32ZM189 111V110H188ZM214 111V110H213ZM221 111V110H220ZM226 111V110H225ZM35 112V111H34ZM68 112V111H67ZM95 112V111H94ZM109 112H113V111H111V109H110V111ZM154 112H156L155 110H154ZM173 112V111H172ZM176 111L174 110V114L175 115H177L176 113L178 112H176ZM186 112V111H185ZM241 112H243V111H241ZM13 113V112H12ZM114 113V112H113ZM152 113V112H151ZM181 113V112H180ZM183 113V112H182ZM66 114H69V112L68 113H66ZM71 114V113H70ZM115 114V113H114ZM179 114V113H178ZM209 114V113H208ZM225 114H226V112H225ZM123 115V114H122ZM152 115H154L153 113H152ZM185 115V114H184ZM218 115V114H217ZM228 115V114H227ZM248 115V114H247ZM252 115V114H251ZM35 116V115H34ZM66 116V115H65ZM72 116V115H71ZM178 116V115H177ZM259 116H261V115H259ZM259 116H258V118H259ZM16 117H17V119H19L20 121H26V123L27 122H30V123H32V124H34V122L32 121V119H30V116H29V114L27 113V112H25V111H20V113H18V114H16ZM33 117V115L31 116V118ZM67 117V116H66ZM155 117V116H154ZM249 117V116H248ZM68 118V117H67ZM83 118V117H82ZM183 118V117H182ZM220 118V117H219ZM45 119V118H44ZM89 119V118H88ZM91 119V118H90ZM216 119V118H215ZM214 119V120H215ZM218 119V118H217ZM216 119V120H217ZM260 119V118H259ZM34 120H35V118H34ZM41 120V119H40ZM46 120V119H45ZM60 120V119H59ZM62 120V119H61ZM93 120V119H92ZM35 121H37L38 122V120L36 119ZM66 121V120H65ZM211 121V120H210ZM218 121V120H217ZM250 121V120H249ZM255 121H257V120H255ZM83 122V121H82ZM90 122V121H89ZM130 122V121H129ZM36 123V122H35ZM40 123V122H39ZM57 123V122H56ZM148 123V122H147ZM153 123V122H152ZM208 123V122H207ZM243 123V122H242ZM23 123H21L20 125H22ZM25 124V123H24ZM23 124V125H24ZM31 124V125H32ZM27 124H25L24 125V127L26 126ZM40 125V124H39ZM206 125V124H205ZM204 125V126H205ZM208 125V124H207ZM237 125V124H236ZM264 125V124H263ZM142 126H143V124H142ZM235 126V125H234ZM27 127H29V126H27ZM40 127V126H39ZM43 127H45V126H43ZM42 127V128H43ZM48 127V126H47ZM145 127V126H144ZM222 127V126H221ZM254 127V126H253ZM261 127H263V126H261ZM20 128V127H19ZM33 128V127H32ZM35 128L36 127H34V131H35ZM37 128H38V126H37ZM41 128V129H42ZM50 128V127H49ZM31 129V128H30ZM53 129V128H52ZM57 129H58V127H57ZM214 129H217L218 130V128H214ZM258 129V128H257ZM23 130V129H22ZM25 130H27V129H24V131ZM29 130V129H28ZM32 131H30L31 133L33 132V129H31ZM46 130V129H45ZM48 130H50V129H48ZM101 130V129H100ZM206 130V129H205ZM253 130V129H252ZM252 130H251V132H252ZM12 131H14V130H12ZM11 131V132H12ZM20 131V130H19ZM37 131V130H36ZM41 131V130H40ZM47 131V130H46ZM54 131V130H53ZM85 131V130H84ZM136 131V130H135ZM143 131V130H142ZM158 131V130H157ZM215 131V130H214ZM220 131V130H219ZM2 132V131H1ZM4 132V131H3ZM17 132V131H16ZM16 132H13V133H16ZM42 132V131H41ZM48 132V131H47ZM52 131H49V133H51ZM65 132V131H64ZM63 132V133H64ZM105 132V131H104ZM201 132V131H200ZM216 132V131H215ZM248 132V131H247ZM140 133V132H139ZM217 133V132H216ZM215 133V134H216ZM250 133V132H249ZM258 133V132H257ZM257 133L255 134V135H257ZM264 133V132H263ZM17 134V133H16ZM28 134H29V132H28ZM27 134V135H28ZM34 134V133H33ZM32 134V135H33ZM52 134V133H51ZM85 134V133H84ZM150 134V133H149ZM204 134V133H203ZM251 134H253V133H251ZM259 134H261V132L259 133ZM1 135V134H0ZM3 135V134H2ZM1 135V136H2ZM12 135H14V134H12ZM11 135V136H12ZM21 135V134H20ZM20 135H18V136H20ZM199 135H201V134H199ZM39 136H41V135H39ZM43 136H45V137H48V134H47V136L46 135H43ZM56 136H58L57 135V132H56ZM63 136V135H62ZM61 136V137H62ZM85 136H86V134H85ZM134 136V135H133ZM136 136V135H135ZM195 136H196V134H195ZM219 136H221V134L219 135ZM28 137V136H27ZM31 137H33V136H31ZM38 137V136H37ZM51 138L53 137V136H50ZM50 137H48V138H50ZM64 137V136H63ZM198 137V136H197ZM196 137V138H197ZM204 138H205V136H203ZM257 137V136H256ZM1 138V137H0ZM28 138H30V137H28ZM40 138H42V137H40ZM50 138V139H51ZM153 138V137H152ZM193 138H195V137H193ZM201 138V137H200ZM260 138V137H259ZM16 139V138H15ZM34 139V138H33ZM35 139H37V138H35ZM64 139H66L65 137H64ZM128 139V138H127ZM148 139V138H147ZM158 140H159V138H157ZM183 139V138H182ZM213 139V138H212ZM20 141H21V139H19ZM18 140V141H19ZM29 140V139H28ZM38 140V139H37ZM42 140V142H43V140H44V138H42L41 139ZM55 140V139H54ZM184 140V139H183ZM196 140V139H195ZM257 140V139H256ZM11 141V143H13L12 142V140H10ZM17 141V140H16ZM40 141V140H39ZM48 141V140H47ZM46 141V142H47ZM53 141V140H52ZM58 141H59V139H58ZM63 141V140H62ZM89 141V140H88ZM134 141V140H133ZM164 141V140H163ZM177 141V140H176ZM180 141H181V139H180ZM200 141V140H199ZM202 141V140H201ZM213 141H215V140H213ZM29 142V141H28ZM72 142V141H71ZM71 142H69V143H71ZM149 142H150V140H149ZM162 142V141H161ZM160 142V143H161ZM183 142V141H182ZM207 142V141H206ZM212 142V141H211ZM210 142V143H211ZM41 143V142H40ZM48 143H49V141H48ZM67 143H68V141H67ZM86 143H87V141H86ZM127 143H128V141H126V145L125 146H129V145H127ZM189 143V142H188ZM1 144V143H0ZM18 144H19V142H18ZM34 144V143H33ZM36 144H39V143H36ZM50 144V143H49ZM60 144V143H59ZM72 144V143H71ZM70 144V145H71ZM81 144V143H80ZM129 144V143H128ZM159 144V143H158ZM177 144H179L178 142H177ZM204 144V143H203ZM206 144V143H205ZM11 145V144H10ZM28 145V144H27ZM31 145V144H30ZM87 145V144H86ZM123 145V144H122ZM173 145V144H172ZM33 146V145H32ZM58 146V145H57ZM60 146V145H59ZM158 146V145H157ZM182 146V145H181ZM212 146V145H211ZM12 147V146H11ZM28 147L29 146H27V149H28ZM49 147V146H48ZM62 147V146H61ZM65 147V146H64ZM77 147V146H76ZM87 147V146H86ZM167 147V146H166ZM176 147H177V145H176ZM184 147V146H183ZM183 147L181 148V149H183ZM187 147V146H186ZM185 147V148H186ZM204 147H208V146H205L204 145ZM4 148V147H3ZM10 148V147H9ZM33 148H34V146H33ZM32 148V149H33ZM119 148H120V146H119ZM119 148H117L118 150H119ZM133 148V147H132ZM156 148V147H155ZM162 148V147H161ZM171 148V147H170ZM25 149H26V147H25ZM45 149H46V147H45ZM74 149H76L75 148V146H74ZM88 149V148H87ZM100 149V148H99ZM167 149V148H166ZM174 149H176V148H174ZM8 150V149H7ZM56 150H58L57 148L55 149V151ZM66 150V149H65ZM70 150V149H69ZM72 150V149H71ZM92 150V149H91ZM116 150V149H115ZM168 150V149H167ZM184 150V149H183ZM204 150V149H203ZM25 151V150H24ZM29 151V150H28ZM27 151V152H28ZM64 151V150H63ZM67 151V150H66ZM72 151H75V150H72ZM80 151H82L81 150V148H80V150L78 151V152H80ZM106 151V150H105ZM108 151V150H107ZM110 151V150H109ZM111 151H113V150H111ZM169 151V150H168ZM173 151V150H172ZM176 151H179V150H177L176 149ZM208 151V150H207ZM23 152V151H22ZM26 152V151H25ZM25 152H23V154L25 153ZM68 152H70V151H68ZM87 152V151H86ZM104 152V151H103ZM180 152V151H179ZM213 152V151H212ZM20 153V155H19V157L22 155V153L21 152H19ZM31 153H32V150H31ZM47 153V152H46ZM62 153V152H61ZM73 153V152H72ZM75 153V152H74ZM89 153V152H88ZM90 153H91V151H90ZM101 153V152H100ZM113 154H114V152H112ZM166 153V152H165ZM27 154H29V152L27 153ZM42 154H44V153H42ZM52 154H53V152H52ZM58 154V153H57ZM65 154V153H64ZM92 154V153H91ZM163 154V153H162ZM167 154V153H166ZM165 154V155H166ZM182 154V153H181ZM215 154V153H214ZM49 155V154H48ZM54 155H56V153H54ZM71 154H69V157H71L70 156ZM117 155H118V152H117ZM174 155H176V154H174ZM264 155V154H263ZM11 156H13V155H11ZM23 156V155H22ZM21 156V157H22ZM32 156H34V155H32ZM42 156V155H41ZM73 156V155H72ZM160 156H162V155H160ZM164 156V155H163ZM167 156V155H166ZM17 157H18V155H17ZM19 157H18V159H19ZM27 157H28V155H27ZM55 157V156H54ZM64 157H66V154H65V156ZM69 157H66V158H69ZM93 157H95V155L93 156ZM92 157V155H89V154H84V159H85V169L87 170V167H89L90 165H98V166H101L102 168H110L111 167V164H109V163H107L108 161H102V160H99V159H94ZM99 157V156H98ZM97 157V158H98ZM179 157H180V155H179ZM256 157H258V156H256ZM4 158V157H3ZM24 158V157H23ZM30 158H31V156H30ZM50 158H51V156H50ZM72 158V157H71ZM102 159H103V157H101ZM154 158H155V156H154ZM171 158V157H170ZM47 159H49V158H47ZM163 159H164V157H163ZM178 159V158H177ZM176 159V160H177ZM1 160H2V158H1ZM12 160H14L13 159V157H12ZM15 160H16V156H15ZM32 161H33V157H32V159H31ZM35 160V159H34ZM130 160V159H129ZM166 160H168V159H166ZM180 160V159H179ZM182 160V159H181ZM261 160V159H260ZM19 161H21V160H19ZM25 161L26 160H24V163H25ZM49 161H50V159H49ZM58 161V160H57ZM74 161V160H73ZM78 161V160H77ZM80 161V160H79ZM169 161V160H168ZM13 162V161H12ZM15 162H17V161H15ZM28 162V161H27ZM75 162V161H74ZM260 162V161H259ZM8 163V162H7ZM6 163V164H7ZM19 163V162H18ZM47 163H49L48 161H47ZM62 163V162H61ZM66 163V162H65ZM69 163V162H68ZM111 163V162H110ZM182 163V162H181ZM255 163H256V159H255V156L254 157H250V158H248V159H246L245 160V168L247 169V170H249L252 166H254L255 165ZM11 164V163H10ZM15 164V163H14ZM27 164V163H26ZM41 164H43V163H40V165ZM46 164V163H45ZM53 164V163H52ZM55 164H56V162H55ZM59 164V163H58ZM63 164V163H62ZM70 164V163H69ZM78 164V163H77ZM11 165H13V163L11 164ZM16 165V164H15ZM21 165L22 164H20L19 165V167L21 168ZM34 165V164H33ZM9 166V165H8ZM14 166V165H13ZM28 166V165H27ZM32 165L30 164V167H31ZM70 166V165H69ZM68 166V167H69ZM75 166H77V165H75ZM82 165H80V167H81ZM9 167H12V166H9ZM15 167V166H14ZM52 167H55V166H52ZM56 167H59V166H57L56 165ZM118 168H119V166H117ZM8 168V167H7ZM13 168V167H12ZM11 168V169H12ZM22 168H24V166L22 167ZM44 168H47V167H44ZM49 168H51V167H49ZM60 168V167H59ZM115 168V167H114ZM113 168V169H114ZM121 168V167H120ZM119 168V169H120ZM30 169V168H29ZM29 169L27 170V172L29 171ZM55 169V168H54ZM61 169V168H60ZM117 169V168H116ZM10 170V169H9ZM13 170V169H12ZM24 170V169H23ZM22 170V171H23ZM43 170V169H42ZM45 170H47V169H45ZM63 170H66V169H63ZM83 170V169H82ZM86 170H84V171H86ZM100 169H98V170H96V172L97 171H99ZM103 170V169H102ZM102 170H101V172H102ZM112 170V169H111ZM8 171V170H7ZM6 171V172H7ZM31 171H32V169H31ZM30 171V172H31ZM36 171V170H35ZM38 171H39V169H38ZM52 171V170H51ZM55 171H57L56 169H55ZM67 171V170H66ZM69 171V170H68ZM67 171V172H68ZM88 171V170H87ZM86 171V172H87ZM93 171V170H92ZM15 172V171H14ZM13 172V173H14ZM60 172V171H59ZM78 172V171H77ZM96 172H94V173H96ZM100 172V173H101ZM113 172V171H112ZM127 172V171H126ZM12 173V174H13ZM31 173H33V172H31ZM55 173V172H54ZM69 173V172H68ZM67 173V174H68ZM90 173V172H89ZM92 173V172H91ZM94 173H92V174H94ZM110 172H108V174H109ZM0 174H2L1 172H0ZM5 174V173H4ZM3 174V175H4ZM7 174V173H6ZM5 174V176H7ZM30 173L28 172V174L27 175H29ZM43 174V173H42ZM49 174H51V172L49 173ZM114 174H117V173H114ZM10 175V174H9ZM37 175V174H36ZM45 175V177L44 178H46V174H43V176ZM56 175V177L58 178V179H60V178H62L63 179V177L61 176V175H59L58 173H56L55 174ZM98 175V174H97ZM123 175V174H122ZM124 175H126V174H124ZM17 176V175H16ZM15 176V177H16ZM30 176L31 175H29L28 177H29V179H30ZM47 176H48V174H47ZM65 176V175H64ZM99 176V175H98ZM112 176V175H111ZM117 176V175H116ZM121 176V175H120ZM1 177H3V176H1ZM0 177V178H1ZM14 177V176H13ZM39 177V176H38ZM66 177V176H65ZM81 177V176H80ZM109 177V176H108ZM115 177V176H114ZM4 178V177H3ZM8 178H10V176H8ZM41 178V177H40ZM39 178V179H40ZM43 178V179H44ZM75 178V177H74ZM83 178H85V176L83 177ZM32 179V178H31ZM38 179V180H39ZM49 179H50V175H49ZM68 179H69V177H68ZM87 179V178H86ZM93 179H94V177H93ZM100 179V178H99ZM98 179V180H99ZM108 179H111V178H108ZM114 179V178H113ZM3 180V179H2ZM1 180V181H2ZM48 180V179H47ZM73 180V179H72ZM81 180V181H80ZM79 180V178H78V181H72L73 183H72V186L71 187H75L76 186V191H77V188L79 189L78 191H79V193H81L82 194V198H84V206H83V208L82 209H80V211H78V213H76V214H78V219L76 220L77 222H78V225L81 227V228H83V233H84V236H86V235H88L87 234V232H89V230H88V228H87V225H86V223H84V220L85 219H87V218H90V217H93V218H95V220L93 219V222L94 221H97L96 223L98 224L99 223V226L100 227H106V228H111V230H112V226H111V224H110V220H108L107 218H104L102 215H101V213H100V210L101 209H98V211L97 210H95V207H94V205L93 204H91L90 202H88L87 201V199H86V192H82V190H81V188H85L86 187V182H85V180L84 181H82L83 179H80ZM97 180V179H96ZM126 180V179H125ZM42 181V180H41ZM45 181V180H44ZM60 181V180H59ZM71 181V180H70ZM6 182V181H5ZM30 182V181H29ZM53 183H55V182H57V181H52ZM1 183H3V182H1ZM39 183H40V180H39ZM45 183V182H44ZM48 183L51 185V186H53V184H51L50 183V181H48ZM47 183V184H48ZM62 183H64V180H63V182ZM65 183H67V182H65ZM9 184H11V182L9 183ZM9 184L7 185V186H9ZM46 184V185H47ZM56 184V183H55ZM55 184H54V188L56 187L55 186ZM59 184V183H58ZM73 184L75 185V186H73ZM96 184V183H95ZM99 184V183H98ZM2 185H4V184H2ZM28 185V184H27ZM59 185H61V184H59ZM66 185L67 184H65V187H66ZM91 185H93V184H91ZM12 186V185H11ZM30 186H31V184H30ZM29 186V187H30ZM33 186V185H32ZM35 186V185H34ZM38 186H39V184H38ZM40 186H42V185H40ZM69 186V187H70ZM135 186V185H134ZM10 187V186H9ZM13 187V186H12ZM36 187V186H35ZM8 188V187H7ZM37 188V187H36ZM38 188H40V187H38ZM47 188H49V187H47ZM94 188V187H93ZM32 189H33V187H32ZM35 189V188H34ZM53 189V188H52ZM57 189V188H56ZM69 189V188H68ZM67 189V190H68ZM74 189V188H73ZM3 190H4V187H3ZM2 190V191H3ZM11 190V189H10ZM39 190V189H38ZM44 191V189H42V187H41V190H39V191H41V192H43ZM49 190V189H48ZM65 190V189H64ZM1 191V192H2ZM39 191H37V192H39ZM57 191V190H56ZM76 191H74V192H76ZM7 192V191H6ZM9 192H11V191H9ZM16 192V191H15ZM18 192V191H17ZM40 192V193H41ZM98 192V191H97ZM96 192V193H97ZM100 192V191H99ZM140 192V191H139ZM24 193V192H23ZM32 193H34L35 194V192H32ZM40 193L39 194H36L34 197H30V198H35V197H37V199H39L40 200V198L41 197H43V196H40ZM43 193H45V191L43 192ZM42 193V194H43ZM66 193V192H65ZM67 193H68V195H70V197H71V194H73V192L71 193V194H69V191H67ZM78 192H76V194H77ZM5 193H3V196H4V199L6 200V198H7V196H9L8 195V193H6L7 194V196L5 197V195H4ZM9 194H11V193H9ZM15 194H17V193H15ZM41 194V195H42ZM48 194V193H47ZM53 194V193H52ZM51 193L50 194H48V195H52ZM57 194V193H56ZM59 194H60V192H59ZM19 195V194H18ZM46 195V194H45ZM47 195V196H48ZM63 195V194H62ZM62 195H61V197H62ZM107 195V194H106ZM1 196H2V193H1ZM11 196V195H10ZM40 196V198H38ZM53 196V195H52ZM75 196V195H74ZM78 196V195H77ZM104 196V195H103ZM12 197V196H11ZM49 197V196H48ZM61 197H60V200H61ZM67 197V196H66ZM94 197V196H93ZM96 197V196H95ZM106 197V196H105ZM103 198V197H102ZM10 199V198H9ZM26 199V198H25ZM42 199V198H41ZM44 199V198H43ZM46 199V198H45ZM45 199H44V201H45ZM48 199V198H47ZM46 199V203H47V201H49V200H51L50 198L47 200ZM73 199V198H72ZM71 199V200H72ZM92 199V198H91ZM95 199V198H94ZM38 200V201H39ZM56 200V199H55ZM68 200V199H67ZM66 200V201H67ZM76 200H80V199H76ZM83 200V199H82ZM89 200V199H88ZM18 201V200H17ZM23 201V200H22ZM31 201H33V199L31 200ZM42 201V200H41ZM43 201V202H44ZM75 201V200H74ZM77 201V202H78ZM1 202V201H0ZM27 202V201H26ZM36 202V204L35 205H38L37 204V201H34V203ZM40 202V201H39ZM52 202V200L50 201V203ZM68 202V201H67ZM66 202V203H67ZM72 202V201H71ZM6 203H10V204H7V205H13V203L14 202H11V200H10V202L9 201H7ZM12 203V204H11ZM18 203V202H17ZM20 203V202H19ZM41 203V202H40ZM50 203H48V204H50ZM62 203H63V205L65 204L63 201H62ZM61 203V204H62ZM94 203V202H93ZM98 203V202H97ZM21 204V203H20ZM23 204V203H22ZM30 204H32L31 202H30ZM44 204V203H43ZM52 204V203H51ZM56 204V203H55ZM59 204H60V202H59ZM60 204V205H61ZM67 204H69V202L67 203ZM140 204H142V203H140ZM185 204V203H184ZM5 205V204H4ZM7 205H5L6 207H7ZM26 205V204H25ZM32 205H34V204H32ZM41 205V204H40ZM45 205V204H44ZM143 205V204H142ZM141 205V206H142ZM173 205V204H172ZM180 205H182V204H180ZM190 205V204H189ZM189 205H188V208L190 209V208H193L192 207V205L189 207ZM48 206V205H47ZM50 206V205H49ZM62 206V205H61ZM68 207H69V205H67ZM71 206H73V204H71ZM77 206H78V204H77ZM79 206H80V204H79ZM100 206V205H99ZM139 206V205H138ZM174 206V205H173ZM187 206V205H186ZM9 207V206H8ZM14 207H16V206H14ZM29 207H31V206H29ZM28 206H27V210H28V208H29ZM34 207H36V206H34ZM41 207H42V205H41ZM44 207V206H43ZM46 207V206H45ZM45 207H44V209H45ZM54 207V206H53ZM52 207V208H53ZM57 207H59V206H57ZM82 207V206H81ZM23 208H24V205H23ZM31 208H33V206L31 207ZM38 208H40V207H36V210L38 209ZM49 208V207H48ZM47 208V209H48ZM51 208V209H52ZM56 207H54L53 209H55ZM141 208V207H140ZM166 208V207H165ZM9 209H11V208H9ZM8 209V210H9ZM14 209H16V208H14ZM13 209V210H14ZM41 209V213H42V208H40ZM40 209H38V210H40ZM58 209V208H57ZM67 209V207L65 206V210ZM71 209V208H70ZM70 209H68V210H70ZM77 209V208H76ZM166 209H168V208H166ZM194 209V208H193ZM19 210V209H18ZM24 210V209H23ZM22 209H21V211H23ZM26 210V209H25ZM58 210H60V209H58ZM142 210V209H141ZM141 210H135V211H133V212H131L130 213V215L129 216H127V218H124L123 219V223H121V224H119V226L116 228V231L115 232H118V234L116 235V237H115V243H116V247H117V252H116V257L114 256V258H112V259H110V258H107V256H108V252H107V256L106 257H101V259H102V261H103V263L101 262V260H100V263L101 264H147V262H146V260L148 259V257L150 258V262H151V264H190L191 263V258H196V257H198V258H201V259H203V261L205 260V261H210V258H211V256L213 255L211 252H212V248H208L207 247V245H205V246H200V245H198L197 243L199 242V240H196V241H198V242H196V244L197 245H195V243H194V245L195 246H190L189 248H186L184 245H183V243L182 242H180V241H178L179 240V238H178V235L179 234H183L184 232H185V230H183V224H182V221L183 220H181L180 222H179V224H177L176 223V221H175V218L177 217L176 216V213L174 214V215H171V214H169L168 212H166L167 213V217H166V215H165V220L164 219H161V217L160 218H158L159 220L161 219L162 221H159L158 219V221L156 222V227H154L155 226V224L153 223V221L152 220H154L153 218H150V216H148V215H146V213L145 212H143V211H141ZM153 210V209H152ZM151 210V212H154L155 213V209L152 211ZM162 210V209H161ZM177 210V209H176ZM175 210V211H176ZM29 211H30V208H29ZM32 211V210H31ZM45 211V210H44ZM43 211V213L45 214V212ZM48 211V210H47ZM55 211V210H54ZM53 211V214L56 212H54ZM73 211V210H72ZM145 211H147V209L145 210ZM168 211V210H167ZM170 211V210H169ZM185 211H187V209L185 210ZM189 211V210H188ZM191 211V210H190ZM207 211V210H206ZM10 212V211H9ZM65 212V211H64ZM108 212V211H107ZM10 213H12V212H10ZM10 213H9V215H10ZM15 213H16V211H15ZM28 214V218H29V220L31 221V220H33L34 218V213L33 212H27ZM40 212H37V211H35V214L38 216L37 218H39L40 220H46V219H43V215L41 214ZM103 213V212H102ZM105 213H106V211H105ZM191 214H195L193 211L192 212H190ZM19 214V213H18ZM59 214H60V212H59ZM147 214H151V213H148L147 212ZM189 214V213H188ZM9 215H8V218H9ZM16 215H17V213H16ZM21 215V214H20ZM46 215V214H45ZM156 215L157 216H159L158 214H157V212H156ZM12 216H13V214H12ZM55 216H56V213H55ZM106 216V215H105ZM155 216V215H154ZM186 216V215H185ZM1 217V216H0ZM16 217H18V216H16ZM22 218L24 217V216H21ZM21 217H18V219L19 218H21ZM46 217H49L48 215L46 216ZM75 217V216H74ZM73 217V218H74ZM124 217V216H123ZM152 217V216H151ZM180 216H178L177 218H179ZM35 218H36V216H35ZM45 218V217H44ZM69 218V217H68ZM109 218V217H108ZM190 218V217H189ZM193 218H195L194 216H193ZM14 219V218H13ZM75 219V218H74ZM168 219H170V220H168ZM184 219V218H183ZM186 219H188V218H186ZM192 219V218H191ZM196 219V218H195ZM195 219H193L192 221H194ZM14 220H16V219H14ZM14 220H13V222H14ZM57 220V219H56ZM172 221V230H170V228H171V224L170 225H168L169 223H168V221ZM6 221H8V220H6ZM24 221V223H25V220H23ZM36 221V220H35ZM34 220H33V222H35ZM113 221V220H112ZM111 221V222H112ZM192 221H191V224H192ZM198 221V220H197ZM197 221H194L195 223L197 222ZM2 222V221H1ZM16 222V221H15ZM32 222V221H31ZM40 222V221H39ZM185 222H188L189 223V221H186L185 220ZM208 222V221H207ZM3 223V222H2ZM12 223V222H11ZM74 223H76V222H74ZM181 223V224H180ZM183 223H184V221H183ZM194 223V224H195ZM205 223V222H204ZM214 224V222L212 221V222H210V224ZM20 224V223H19ZM51 224V223H50ZM154 224V225H153ZM187 224V223H186ZM191 224H189V225H191ZM201 224V223H200ZM209 224V223H208ZM208 224H207V226H206V228L208 227ZM211 224V225H212ZM244 224V223H243ZM18 225V224H17ZM25 225V224H24ZM24 225H22V226H24ZM52 225V224H51ZM92 225L93 224H91V228H93L92 227ZM94 225H95V223H94ZM115 225H116V223H115ZM118 225V224H117ZM241 225V224H240ZM2 226V224L0 225V227ZM6 226V225H5ZM9 226V225H8ZM8 226H6V228H8V230L7 231H5L4 232V234L3 235H1L0 236V253H1V249H2V246L4 245V246H6V244L11 240V236L12 235H10V233H9V227ZM21 226V225H20ZM33 226V225H32ZM32 226L30 227V228H32ZM205 226V225H204ZM210 226V225H209ZM13 227H14V225H13ZM56 227V226H55ZM94 227H96V225L94 226ZM116 227V226H115ZM186 227H189L188 226V224L186 225ZM186 227H184V229H186ZM193 227H194V225H193ZM196 227V226H195ZM216 227V226H215ZM29 228V229H30ZM106 228H105V230H106ZM205 228V229H206ZM209 229H207L208 231L206 232L207 233V235H204L205 236V239H207L208 241H210V239H211V237H212V235L214 234L213 233V229L214 228H212V226L211 227H208ZM219 228V227H218ZM11 229V228H10ZM15 229V228H14ZM24 229H26V228H24ZM28 229V228H27ZM52 229V228H51ZM94 229H96V228H94ZM94 229H93V232H94ZM157 230L156 231V233L154 232L155 230ZM188 229V228H187ZM237 229V228H236ZM242 229V228H241ZM16 230V229H15ZM21 230V229H20ZM43 230V229H42ZM99 230V229H98ZM104 230V231H105ZM170 230V231H169ZM195 230H197V229H195ZM203 230V229H202ZM202 230H200V232L202 231ZM233 230V229H232ZM237 230H239V232H240V229H237ZM22 231V230H21ZM25 232H26V230H24ZM40 231H41V229H40ZM55 231V230H54ZM56 231H57V228H56ZM79 230L77 229V230H74V228H73V220H72V218L70 219H67V221H64V226L62 227V229H61V231H60V233H58L57 234V232H56V234H57V240H55V241H53V242H44L42 245H41V250H42V257H41V261H42V264H94L93 262H95V261H93V262H88L89 261V259H87L88 261H84L82 258H80V257H78L77 256V258H74V256H72V255H69V253H67L66 251V247L64 248V247H62V245H61V242H63L64 240H66V239H68V240H72L71 242H73V240H74V238H78V239H80L79 238V236H81L80 234H79V232H78ZM107 231V230H106ZM187 231V230H186ZM192 231V230H191ZM191 231L189 232V230H188V232L189 233H191ZM193 231H194V229H193ZM192 231V232H193ZM236 231V230H235ZM2 232V231H1ZM91 232V231H90ZM109 232V231H108ZM114 232V233H115ZM197 232V231H196ZM203 232V231H202ZM228 232V231H227ZM242 232V231H241ZM244 232V231H243ZM22 233H24L23 231H22ZM21 233V234H22ZM44 233V232H43ZM54 233V232H53ZM110 233V232H109ZM108 233V234H109ZM195 233V232H194ZM194 233H192V234H194ZM205 233V234H206ZM221 233V232H220ZM225 233H226V231H225ZM229 233L231 234L232 232L231 231H229ZM229 233H228V235H229ZM236 233H238V232H236ZM112 234V233H111ZM156 234V235H155ZM241 234V233H240ZM243 234V233H242ZM242 234L240 235V236H242ZM17 235H18V233H17ZM17 235L15 236V237H17ZM25 235H27V232L25 233ZM184 235V234H183ZM201 235H203V234H201ZM219 235V234H218ZM225 235V234H224ZM222 235V237H224L225 238V236L227 235ZM227 235V236H228ZM233 235V234H232ZM232 235H231V237H232ZM235 235V234H234ZM233 235V236H234ZM51 236V235H50ZM113 236V235H112ZM187 236V235H186ZM190 236H191V234H190ZM195 236H196V234H195ZM230 236V235H229ZM236 236H237V234H236ZM239 236V235H238ZM14 237V236H13ZM20 237V236H19ZM26 237V236H25ZM91 237V236H90ZM106 237V236H105ZM184 237V236H183ZM182 237V238H183ZM189 237V236H188ZM215 237V236H214ZM221 237V240H223V238ZM22 238L24 239V237L22 236ZM42 238V237H41ZM89 238V237H88ZM101 238V237H100ZM107 238V237H106ZM113 238V237H112ZM199 238V237H198ZM200 238H201V236H200ZM199 238V239H200ZM213 238V237H212ZM228 238V237H227ZM236 238V237H235ZM17 239V238H16ZM47 239V238H46ZM56 239V238H55ZM82 239V238H81ZM97 239V238H96ZM108 239H109V241H107L108 243L111 241V239L109 238V236H108ZM114 239V238H113ZM189 239V238H188ZM197 239V238H196ZM238 239V238H237ZM244 239H245V237H244ZM21 240V239H20ZM27 240V239H26ZM28 240H30V239H28ZM27 240V241H28ZM42 240H44V239H42ZM87 240V239H86ZM89 240V239H88ZM94 240H95V237H94ZM181 240V239H180ZM227 240H229V238L227 239ZM76 241V240H75ZM91 241L92 240H90L88 243H86L85 244V248L86 249H88V247H90V249L93 247V244H94V246L96 245L95 243H93L92 245H91ZM100 239H99V244H100ZM190 241V240H189ZM224 241H226V240H224ZM230 241V240H229ZM229 241H226L227 243L229 242ZM241 241V240H240ZM246 241V240H245ZM18 242V244H16L17 245V247L15 248V249H13V251H12V253L10 252V249H9V252H10V254L9 255H13V258H12V256H11V258L10 257H7V259L9 258V261L11 260L12 262H14L15 260H17V259H20V258H22V260H23V257H25L27 254H28V252L29 253H36L37 252V246H35V244H34V246H31V245H29L28 246V244H27V242H23V240H22V242L21 241H17ZM42 242V241H41ZM66 242V241H65ZM79 242H81V241H79ZM83 242V241H82ZM81 242V243H82ZM95 242H97V241H95ZM102 242H104V240L102 241ZM101 242V243H102ZM195 242V241H194ZM202 242V241H201ZM207 242V241H206ZM217 242H220V241H218L217 240ZM237 242V241H236ZM242 242V241H241ZM13 243V242H12ZM39 243V242H38ZM70 243V242H69ZM90 243V244H89ZM106 243V242H105ZM104 243V244H105ZM221 243H222V241H221ZM243 243H245V242H243ZM66 244H68V243H66ZM78 244V243H77ZM99 244H97L98 246H99ZM111 244V243H110ZM205 244V243H204ZM208 244H209V242H208ZM220 244V243H219ZM233 244V243H232ZM232 244H231V246H232ZM241 244V243H240ZM68 245H70V244H68ZM76 245V244H75ZM103 245V244H102ZM221 245V244H220ZM227 245V244H226ZM238 245H239V243H238ZM245 245V244H244ZM243 244H242V246H244ZM15 246V245H14ZM77 246V245H76ZM75 246V247H76ZM101 246V245H100ZM104 246V245H103ZM224 246V245H223ZM229 246V245H228ZM74 247V248H75ZM115 247V246H114ZM232 247H234V246H232ZM231 247V248H232ZM238 247V246H237ZM246 247V246H245ZM247 247H248V245H247ZM13 248V247H12ZM94 248H96V247H94ZM217 248H218V246H217ZM227 249H228V247H226ZM225 248V249H226ZM239 248V247H238ZM79 249V248H78ZM89 249V250H90ZM93 249V248H92ZM97 249V248H96ZM101 249V248H100ZM104 249V248H103ZM116 249V248H115ZM222 249V248H221ZM80 250V249H79ZM89 250L87 251V252H89ZM232 250V249H231ZM230 250V251H231ZM236 250V249H235ZM234 250V251H235ZM72 251V250H71ZM74 251V250H73ZM85 251V250H84ZM93 251V253H94V251L95 250H92ZM105 251H106V249H105ZM224 251V250H223ZM222 250H221V252H223ZM238 251V250H237ZM8 252V253H9ZM80 252V251H79ZM98 252V251H97ZM99 252H102V251H99ZM220 252V253H221ZM228 252V251H227ZM226 252V253H227ZM233 252V251H232ZM92 253V252H91ZM102 253H104V251L102 252ZM219 253V254H220ZM229 253V252H228ZM7 254V253H6ZM72 254V253H71ZM78 254V253H77ZM95 254H96V252H95ZM95 254H93V255H95ZM216 254V253H215ZM263 254V253H262ZM2 255V254H1ZM86 255H89V254H85V257H86ZM99 255V254H98ZM97 255V256H98ZM101 255V254H100ZM115 255V254H114ZM76 256V255H75ZM101 256H104V254H102ZM215 256V255H214ZM219 256V255H218ZM224 256H225V254L223 255V258H224ZM228 256V255H227ZM65 257V258H64ZM91 257V256H90ZM89 257V258H90ZM217 258H219V257H217ZM220 258H222V256H220ZM227 258V257H226ZM92 259H93V257H92ZM97 259V258H96ZM100 259V258H99ZM212 259V258H211ZM225 259V258H224ZM243 259V258H242ZM225 260H227V259H225ZM258 260V263L257 264H264V254H263V256L260 258V260L257 258L256 259V261ZM9 261H7V262H9ZM97 261L99 262V260L97 259ZM200 261V260H199ZM228 261L230 262V260H229V257H228ZM232 261V260H231ZM238 261V260H237ZM240 261V260H239ZM201 262V261H200ZM249 262V261H248ZM251 262V261H250ZM249 262V263H250ZM254 262V261H253ZM192 263H193V261H192ZM195 263V262H194ZM193 263V264H194ZM197 263V262H196ZM211 263H213V262H211ZM217 264H219L218 262H216ZM215 263V264H216ZM228 263V262H227ZM240 263V262H239ZM238 263V264H239ZM243 263V262H242ZM241 263V264H242ZM244 263H246L245 261H244ZM255 263V262H254ZM8 264V263H7ZM11 264V263H10ZM31 264H35L34 262H32ZM231 264V263H230ZM233 264V263H232ZM234 264H237V263H234ZM251 264V263H250Z\"/></svg>", "mask_w": 264, "mask_h": 264}]
</instances>
